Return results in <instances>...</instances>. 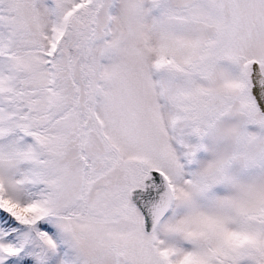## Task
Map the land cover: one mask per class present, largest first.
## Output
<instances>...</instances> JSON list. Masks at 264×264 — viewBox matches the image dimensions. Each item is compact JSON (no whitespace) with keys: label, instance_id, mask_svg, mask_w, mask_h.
<instances>
[{"label":"snow or ice","instance_id":"snow-or-ice-1","mask_svg":"<svg viewBox=\"0 0 264 264\" xmlns=\"http://www.w3.org/2000/svg\"><path fill=\"white\" fill-rule=\"evenodd\" d=\"M0 264H264V0H0Z\"/></svg>","mask_w":264,"mask_h":264}]
</instances>
